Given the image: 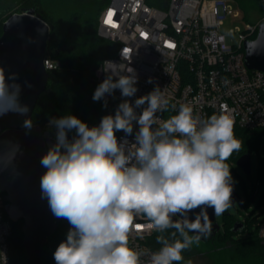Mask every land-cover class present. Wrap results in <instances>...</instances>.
<instances>
[{"label":"clouds","instance_id":"9594fccd","mask_svg":"<svg viewBox=\"0 0 264 264\" xmlns=\"http://www.w3.org/2000/svg\"><path fill=\"white\" fill-rule=\"evenodd\" d=\"M101 71L109 74L96 87L93 101L103 100L107 107L106 95L117 89L123 98L135 96L138 76L133 68L103 61ZM16 78L15 73L6 78L0 67V116L29 112L20 102ZM166 112L174 114L164 118ZM234 123L225 111L201 116L190 104L177 105L158 85L134 103L123 99L114 115L103 116L98 125L89 127L75 115L51 118L55 143L40 161L46 169L41 194L53 215L70 225L53 253L56 264L183 261L186 250L213 233L207 209L213 208L217 217L233 205L227 161L242 148ZM22 126L30 130L32 119ZM117 132L124 137L118 138ZM133 134L130 142L127 137ZM137 218L150 222L158 250L130 245Z\"/></svg>","mask_w":264,"mask_h":264},{"label":"built area","instance_id":"2783aa9c","mask_svg":"<svg viewBox=\"0 0 264 264\" xmlns=\"http://www.w3.org/2000/svg\"><path fill=\"white\" fill-rule=\"evenodd\" d=\"M238 1L170 0L168 8L161 10L145 0H111L100 13L98 33L119 43V48L116 56L104 61L133 68L138 76V91L131 98H123L118 89L113 95H106L111 106L109 114L114 115L123 99L134 103L158 85L162 90L166 88L173 103L190 104L201 116L225 111L234 119V128L264 130V71L247 67L244 50V43L256 38L263 22L247 23L246 30L239 33L221 32L225 19L233 14L229 3ZM260 3L264 10V0ZM45 67L47 71L57 68L48 56ZM108 74L101 71L100 65L95 71L97 85ZM172 114L163 115L167 118ZM136 129L138 125H134V132ZM116 135L124 137L123 132ZM127 139L134 141V134ZM6 204L4 193L0 192V264H12L13 222L6 213ZM154 233L146 218H137L129 243L153 251L147 242ZM258 235L264 244V220Z\"/></svg>","mask_w":264,"mask_h":264},{"label":"trees","instance_id":"16d2710c","mask_svg":"<svg viewBox=\"0 0 264 264\" xmlns=\"http://www.w3.org/2000/svg\"><path fill=\"white\" fill-rule=\"evenodd\" d=\"M2 1L0 0V37L3 33V25L9 17L14 13H24L31 8H34L51 28L46 55L51 60L57 61L55 62L57 68L48 71V84L33 112V125L43 128L51 118L65 115H75L89 127L98 125L101 118L110 113L111 106L107 104V107H104L102 100L93 101L92 99L98 86L95 81V71L104 60L116 56L119 48V43L104 39L98 33L100 13L111 0H67L64 2L63 0H15L20 10L13 14H10ZM145 1L149 6L161 10L167 9L170 2V0ZM242 2L245 10L248 9L247 5L250 8L254 6L252 0H242ZM259 6L263 9L261 3ZM45 131L51 133L55 143V128L49 127ZM260 132L235 127L234 133L241 140L242 148L239 152H234L227 162L235 164L243 155L259 150L261 148ZM69 135L71 137L72 134ZM259 178L257 186L264 180V156L259 162ZM255 193L249 198L250 201L253 200ZM237 223L243 224V231H233ZM248 223V218L245 222H241L229 213H224L222 229L211 236L219 246H225L227 241L234 245V251L244 263L264 264V244L259 238V229L251 232ZM22 226L23 221L13 223V235L10 240L12 264L27 262ZM69 228L70 225L66 219L58 225L42 253L43 264H56L53 253L66 239ZM241 234L247 236L244 239L234 240L235 235ZM156 236L155 232L147 242L153 251L160 247L156 242ZM178 264H182V261Z\"/></svg>","mask_w":264,"mask_h":264},{"label":"water","instance_id":"95a60500","mask_svg":"<svg viewBox=\"0 0 264 264\" xmlns=\"http://www.w3.org/2000/svg\"><path fill=\"white\" fill-rule=\"evenodd\" d=\"M50 32L51 28L42 16L31 8L9 17L0 37V67L6 78L17 74L16 83L21 86L20 102L29 106L27 115L9 112L0 116V192L4 193L7 202L5 209L9 219L13 223L23 221L26 264H43L46 243L65 220L53 215L47 198H42L41 194L40 179L46 169L40 161L54 144L52 135L38 125H33L30 130L22 126L25 119H32L39 97L48 84L45 60ZM244 50L247 67L264 71V22L259 26L256 38L244 43ZM10 153L13 155L9 163ZM235 164L251 175L250 153L240 157ZM232 200L233 205L242 202L235 185ZM207 212L215 234L222 226L216 221L213 208L209 207ZM190 218L194 219V213H190ZM243 227L242 223H237L233 231H243Z\"/></svg>","mask_w":264,"mask_h":264},{"label":"rangeland","instance_id":"374dc122","mask_svg":"<svg viewBox=\"0 0 264 264\" xmlns=\"http://www.w3.org/2000/svg\"><path fill=\"white\" fill-rule=\"evenodd\" d=\"M67 1V0H63ZM254 6L252 8L248 7L247 10L244 9V4L242 0L238 3H229L233 7V14L229 15L224 22V26L221 30L223 34L230 35L232 31L239 33L246 30L247 23L253 25H259L264 22V10L260 8V0H252ZM4 6L10 11V14L20 10L18 8L15 0H3ZM249 4V3H248ZM251 6V5H250ZM15 14V13H14ZM21 14V13H17ZM234 42H239L237 35L234 36ZM56 62V60H52ZM49 123L46 124L42 129L43 131L49 128ZM261 148L255 150L251 153L252 161V173L247 175L244 171L238 167L236 164L227 162L229 164L231 175L234 181L235 188L242 199L236 202L224 213H229L231 216L235 217L241 222H245L246 218L249 220V226L251 232L258 231L262 221L264 220V180L259 186V162L261 157L264 156V130H261ZM256 192V193H255ZM253 196V200L250 201L249 198ZM224 213L221 216L216 217V221L222 226L224 222ZM247 235H235L234 240L244 239ZM235 243V242H234ZM184 259L182 264H246L234 251V245L230 242H225V246H219L214 241L208 242L206 246L205 243L198 245L191 250H186L184 252Z\"/></svg>","mask_w":264,"mask_h":264},{"label":"flooded vegetation","instance_id":"af4514ba","mask_svg":"<svg viewBox=\"0 0 264 264\" xmlns=\"http://www.w3.org/2000/svg\"><path fill=\"white\" fill-rule=\"evenodd\" d=\"M212 235H214V234H212ZM214 238H213V236H209V237H207V238H205V240L203 241L205 244H206V246L208 245V242H210V241H214L213 240Z\"/></svg>","mask_w":264,"mask_h":264}]
</instances>
